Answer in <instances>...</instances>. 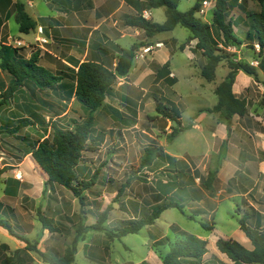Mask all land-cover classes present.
I'll use <instances>...</instances> for the list:
<instances>
[{
	"label": "rangeland",
	"instance_id": "1",
	"mask_svg": "<svg viewBox=\"0 0 264 264\" xmlns=\"http://www.w3.org/2000/svg\"><path fill=\"white\" fill-rule=\"evenodd\" d=\"M195 1L179 0L178 10H188ZM198 1L201 3L203 0ZM253 1H250L251 8ZM38 4L46 11L43 4ZM150 12L153 23L165 21L164 8L150 9ZM210 16V12L204 17L195 14L205 23ZM11 26L10 38L7 40L4 36L2 39L4 45L20 48L21 57L42 51L35 43L20 47L23 44L17 38L32 42L33 37L19 33L15 19L11 20ZM239 31L234 29L236 36L243 38V33ZM212 32L218 43H222L216 29L213 28ZM188 33V30L178 26L171 32L155 35L156 39H145L144 34L133 39L132 45H144L135 52L134 59L139 60H133L128 75L118 78L113 86V96L107 97L103 108L93 114L96 143L89 144L76 167L79 181H89L97 173L95 183L83 192V204L64 187L48 186L46 174L28 153L38 141L51 133L50 122L57 123L64 130H71L87 117V112L74 99L64 102L66 92L58 61L50 54L53 60L45 57L38 62L39 66L59 78L60 81L53 86L54 90L44 88L31 96L27 88L22 87L6 105L0 107V220L7 222L16 236L29 242V248L25 250L24 242L0 227V245L7 246L6 254L12 255L18 251L15 264H46L41 254H62L73 243L74 264H140L143 261L159 264L162 256L168 252L169 244L183 237V234L206 242L207 253L198 264H232L217 250L215 242L219 238L231 239L247 249L252 248L239 230L236 209L245 199L264 212V176L257 172V164L264 160V76L260 72L256 77L249 76L253 82L247 92L239 88L240 95L237 96L244 98L252 115L239 120L236 116L232 117L229 131L221 114L216 113V118L205 114L198 122L200 130L183 131L167 142L166 136L175 125L155 112L154 98L184 104L185 110L181 116L183 127L194 125L191 118L201 114L198 108L207 109L217 102L216 96L209 93L212 84L199 74L204 58L196 54L189 63L188 56L179 50ZM169 38H174L176 43ZM163 39L170 42L169 48H172L170 52L173 54L171 70L178 80L172 87L155 81L157 58L150 62V57L144 55L150 51L147 48L149 43L156 41L159 44ZM36 43L54 54L64 53L65 56L61 57H65L68 65L76 66L80 62V59H76V63H73V59H69L67 51L61 47L47 44L39 38H36ZM123 46L126 45L123 43ZM187 46H194V42ZM226 50L233 55L230 57L233 62L246 61L256 66L260 61L257 46L250 48L245 43ZM82 55L83 52L79 50L75 58ZM143 55L144 61L140 60ZM107 66L114 68L111 63ZM227 70L226 62H221L216 68L214 83H219ZM2 74V80L8 84L10 79ZM199 80L205 83L204 89L199 87ZM243 84L240 80L239 85ZM31 113L43 119L47 126L33 122ZM24 118L31 119L32 125L16 128ZM233 123L235 130H232ZM244 123L250 126L247 133L240 128ZM216 125H223L222 131L226 133L223 140H219L218 136L214 141L211 138V128ZM146 137L163 146L177 159L173 169L184 173L185 177L182 175L178 180L170 175L168 180L175 182L180 190L184 188L180 180L189 187L185 206L182 212L177 208L165 210L151 226L144 227L137 234L110 240L106 231L117 222L146 214L147 208L143 206L142 198H149L147 184L153 185L154 179L159 177L166 179L161 173H167L169 167L162 160L137 173L142 148L148 142ZM209 173H214L215 181L205 189L203 181ZM133 175L137 179H132ZM18 176L21 178V181L17 180L20 182L19 189L14 194L11 192L15 189L8 193L6 179L10 177L16 180ZM245 176L249 177L247 181L242 179ZM231 178L233 182L228 184ZM119 190L122 192L118 195ZM107 206L111 207L107 220L100 229L94 228ZM196 209L201 210L200 213H194ZM202 224L209 230L203 228ZM161 242L163 245H160Z\"/></svg>",
	"mask_w": 264,
	"mask_h": 264
},
{
	"label": "trees",
	"instance_id": "2",
	"mask_svg": "<svg viewBox=\"0 0 264 264\" xmlns=\"http://www.w3.org/2000/svg\"><path fill=\"white\" fill-rule=\"evenodd\" d=\"M235 2V0H214L212 20L208 24L195 17L200 7L198 0L189 10L184 12L178 10V0H141L139 15L126 18L124 21L126 26L142 30L147 38H152L159 33L171 32L178 26L188 30L189 34L185 41L179 45V50H184L191 41L196 40L194 47H190L189 51L204 58V63L200 68V76L206 82H212L215 79L217 66L223 61L226 62L228 73L214 89L217 98L216 104L212 108L201 109L198 112L221 114L228 131L233 116L242 118L247 115L245 100L237 98L232 92L237 73L241 71L248 76L256 77L258 69L264 72V0H257L258 11H244L246 31L242 40L234 34L233 21L229 18ZM157 8L165 9V21L163 23H153L142 17L143 10ZM12 13H14V19L18 24L19 33L28 35L36 29V23L26 13L23 3H14ZM213 28L219 33L222 43H218L214 37ZM243 42H246L250 48H253L254 44L257 46L258 58H260L257 66L250 65L246 61L233 62L230 60L233 55H230L226 49L228 47L237 48ZM143 46L134 44L129 49H119V55L113 69L95 60L83 61L75 66L76 70L70 69L72 75L67 77L68 81H64L62 85L66 92L63 100L67 102L74 99L80 108L87 112L86 119L81 124H75L71 130H64L57 123L50 122L51 133L38 141L32 151L28 152L37 166L46 174V184L50 187L54 185L64 187L78 199L80 204L84 203L83 192L95 183L97 176L95 173L91 180L79 181L76 174V167L83 152L87 150L89 144L96 143V137H93L95 130L93 114L103 107L104 101L110 96L118 78L128 75L133 65L135 52ZM20 50V48H14L10 45H1L0 47V71L10 79L7 84L0 77V107L6 105L22 87L27 88L31 96H35L37 90L44 88L54 90L53 86L60 81L59 78L54 77L48 70L38 65L39 54L37 52L25 59L19 56ZM154 76L155 81L169 87L174 86L178 81L175 76L171 75L169 61L158 66ZM154 101L156 102L155 112L161 118L175 125V127H171L170 133L166 136L167 142H171L180 133L190 128V126H181L180 118L184 111V106L181 103L166 98H161V100L154 98ZM109 111L112 112V109ZM31 116L33 122L47 126L38 115L31 113ZM195 118L192 117L191 119L194 120ZM32 120L24 118L16 128L30 126L33 123ZM146 138L148 142L142 148L137 173L151 168L156 161L162 160L169 167L167 173H161L166 179L159 177L154 179L153 185L147 184L146 189L149 198H142V204L147 208L146 214H141L140 217L128 221L117 222L112 229L106 231L110 240L137 234L144 227L151 226L165 210L177 208L182 212L185 206L189 187H186V184L180 180L179 183L184 185V188L180 190L175 182L168 180L170 175L179 180L184 174L173 169L177 159L168 154L163 146L157 144L153 139ZM133 178L137 179L136 175H133ZM214 181V173H209L203 181L204 188H210ZM231 182L233 179H230L228 184ZM5 183L8 193L11 189H15L11 192L14 194L20 186V183L12 178L6 179ZM128 183L129 181L126 182V184ZM262 191L264 192V184ZM121 192L122 190H119L118 195ZM110 210L111 207L107 206L105 211L99 215L97 225L94 228L100 229V226L107 220ZM200 211L196 209L194 213H200ZM236 212L239 216L237 220L239 230L249 240L252 248L247 249L231 239L219 238L215 242L217 250L233 264H264V213L256 210L245 199H242ZM0 227L11 236L24 242L26 245L24 249L28 250L29 242L16 236L7 222L0 220ZM202 227L209 230L204 224ZM183 235V237L169 244V250L162 256L160 264H198L207 253L204 240L189 234ZM165 240L168 241L167 238ZM160 245L163 243L161 242ZM74 246L75 243L71 248L65 249L62 254H41L40 256L46 264H74ZM6 251L7 246L0 245V264H15L18 251L12 255H7ZM140 264L148 263L143 261Z\"/></svg>",
	"mask_w": 264,
	"mask_h": 264
},
{
	"label": "crops",
	"instance_id": "3",
	"mask_svg": "<svg viewBox=\"0 0 264 264\" xmlns=\"http://www.w3.org/2000/svg\"><path fill=\"white\" fill-rule=\"evenodd\" d=\"M235 1H236L235 6L231 9L229 18H231L233 21V32L234 29L236 28L240 30L239 32L243 33V38L238 37L239 39L242 40L244 39V35L246 31L244 25L246 21L244 11L256 12L259 10V5L258 2H256L255 0L254 1L235 0ZM250 1H253V5H254L253 8L250 7ZM16 2L23 3L26 13L36 23V29L28 34V35H32L33 37L32 42L29 41L27 42L23 39L17 38V41H20L23 44L20 47H27L28 43L30 44L35 43V45L40 50H42L41 52L36 51L39 54V60L45 57L51 59L49 56L52 55L53 58H55L58 61L57 66L59 69H61L59 73H61L62 76L61 78L64 81L66 80L68 81V79L66 78L72 75V70L70 69L76 70L75 66L68 65L67 62L65 61V57H61V56H65L64 53H61L62 55L61 54L57 55L56 53L54 54L52 52H49V50H47L43 45L37 44L36 38H39L40 40H44L47 44L51 43L53 45L58 46L59 48L61 47V49L66 50L67 57L71 60L73 59L74 61L73 63H76V59H80L79 63L88 60H95L104 64L106 67H108L107 65L110 63L114 67L116 64V59L119 55V49H129L132 46V42L134 41L133 39L136 36H140V34H144L142 30L126 26L124 22L126 18L139 15L138 10L141 8V0H33V1L32 0H0V47L1 45H4V43H2V39L4 36L6 37L5 39L7 40L10 38L9 34L10 31L12 30L11 20L14 19V13H12V7L13 4ZM38 2H40V4H43V6L46 8V11L42 7V5L38 4ZM178 6H179V0H178ZM255 6H257V9ZM190 8H188V10ZM213 9H214V4L207 9V13L209 12L211 13L210 18L206 22L208 24L211 23ZM29 10H31L32 12H30ZM150 15L151 12L149 9L143 10L142 17L152 22ZM145 39L152 40L156 38L155 36H153L152 38H147L145 36ZM169 39H171V42L176 43V40L174 38H169ZM191 42H194L195 45L196 40H193ZM123 43L126 46H123ZM245 43L246 42H243V44ZM169 46H170V42L167 41V39L160 40L159 44L156 41H154L152 43H149V46L147 48L148 49L150 48V51L144 53V55L146 56V58L147 56L150 57L149 59L150 62H153V59L157 58L158 61L157 62L158 64H156L157 66L163 65L167 61H169L170 63L173 54L170 52L172 48H169ZM254 46L256 45L254 44ZM14 48H16V46H14ZM55 48L57 49V47ZM189 48L190 46H186V48L181 52L185 53L188 56L187 59L190 63V61L192 60V58H194L195 55L189 51ZM79 50L83 52V55L81 56L82 59L75 58L76 57L75 53H77V51L79 52ZM44 51L46 52L45 54L42 53ZM144 55L140 60L144 61ZM29 56L24 58L27 59L29 58ZM134 60H139V59H134ZM170 72L171 75H173V72L171 70V65H170ZM257 72L258 73L260 72L264 76L263 70L258 69ZM227 73L228 70L224 74L222 80L224 79ZM199 74H200V69H199ZM243 74L244 73L241 71L237 73L234 84L232 86V92L237 98H239L237 95H240V92L238 91L239 88H242L241 89L242 92H247L248 87H250L251 83L253 82L251 77H249L248 75L245 76ZM186 76L188 77L190 75H186ZM0 77L1 78L3 77L1 71H0ZM222 80L220 82H222ZM240 80L243 81L244 83L243 85H239ZM207 83L212 84L209 93L214 94V89L217 87L219 83H214V80L212 82H207ZM203 84L205 83L202 80H199V87L204 89ZM112 94L113 93L111 92L110 96H113ZM197 94L199 95L203 93H197ZM182 105L184 106V110H185V105L184 104ZM213 106H211L210 108H212ZM200 109H204V108H198L197 110ZM205 114L208 113H201L198 117H196L194 119V125L190 126V128L187 130H200L198 122L200 118L203 117V115ZM248 114L252 115L247 105V115ZM211 115H213L212 118H216L215 113ZM247 115H245L242 118L238 116L236 117L238 118L237 120H239L246 118ZM180 122H181V118H180ZM181 126H182V122H181ZM222 127L223 125H219V127H217L216 125L214 128L213 127L211 128V138L212 139L214 138L213 141L216 140L217 136L219 140L224 139L226 133L224 134V132L222 131ZM249 127L250 126L248 123H244V126L240 128L242 132L247 133V129ZM235 129L236 127L235 124L233 123L232 130ZM257 172L259 173V175L264 176V160L260 161V163L257 164ZM247 178L249 177L248 176L242 177L244 181H247ZM249 192L250 190L245 195H247ZM250 205L253 206L259 212L264 213L263 211L256 208L253 203H250Z\"/></svg>",
	"mask_w": 264,
	"mask_h": 264
},
{
	"label": "built area",
	"instance_id": "4",
	"mask_svg": "<svg viewBox=\"0 0 264 264\" xmlns=\"http://www.w3.org/2000/svg\"><path fill=\"white\" fill-rule=\"evenodd\" d=\"M214 4V0H203L201 3H200V7L199 9L197 10V15L199 16H205L206 13H207V9L210 8L212 5ZM16 180L18 181H21V178L20 176L18 177H15Z\"/></svg>",
	"mask_w": 264,
	"mask_h": 264
}]
</instances>
